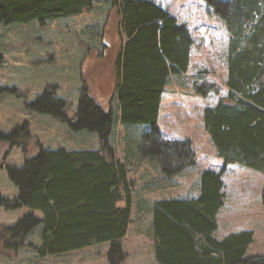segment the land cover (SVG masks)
Segmentation results:
<instances>
[{"label": "trees", "instance_id": "obj_1", "mask_svg": "<svg viewBox=\"0 0 264 264\" xmlns=\"http://www.w3.org/2000/svg\"><path fill=\"white\" fill-rule=\"evenodd\" d=\"M101 1L109 8L94 36L100 49L88 46L84 59L88 62L86 56H92L95 65L107 63L112 71L116 113L108 104L110 98L95 96L97 78L85 80L82 75L75 111L57 96L56 84L45 85L25 108L66 124L72 132L96 134L98 149L40 148L17 167L4 160L14 147L29 153L28 123L13 126L8 133L0 131L4 148L0 168L17 189L14 198L0 194V207L29 210L14 225L0 229V251L23 247L27 236L41 226L40 244H28L40 258L107 242L108 263L121 264L125 257L121 241L132 221L134 183L128 177L132 164L128 158L136 155L125 150L121 157L110 143L114 121L146 129L137 152L141 160L156 158L165 178L195 164L191 140H166L158 125L166 86L187 72L194 44L187 25L170 12L176 0H0V24L43 25L80 16ZM205 2L223 21L228 36L226 96L202 110L204 132L221 166L200 172L194 194L152 204L154 258L158 264H264V254L247 255L252 231L215 236L217 215L224 205L226 167L238 165L264 177V0ZM113 18L115 42L104 41ZM3 62L0 54V66ZM4 93L19 96L15 87L0 86V95ZM193 93L218 95L219 88L194 83Z\"/></svg>", "mask_w": 264, "mask_h": 264}, {"label": "rangeland", "instance_id": "obj_2", "mask_svg": "<svg viewBox=\"0 0 264 264\" xmlns=\"http://www.w3.org/2000/svg\"><path fill=\"white\" fill-rule=\"evenodd\" d=\"M108 8L109 3L101 1L94 3L93 9L80 16L47 21L43 25L37 22L29 25L0 24V54L4 58L0 66V86L15 87L19 94L0 95V131L8 133L13 126L26 121L31 136L27 156L20 148H11L4 160L5 164L20 167L24 163V157L36 155L40 148H99L100 142L96 134L87 131L72 132L66 124L48 115L29 112L25 103L41 94L45 85L56 84L57 96L69 102L71 111H75L83 75L85 80L98 79L95 80V96L99 100L102 97L110 98L108 104L112 105L113 112L116 113L115 100L111 96L112 71L107 68V63L95 65L92 56H86L88 62L84 59L88 46L95 44L100 49L98 38L94 36L105 23ZM170 8L177 21L187 25L194 44L187 72L173 78L166 86L158 125L166 140H191L196 161L193 166L165 178L156 158L141 160L137 152L138 143L146 129L143 126L116 124L114 121L110 143L116 147L121 157L126 154L125 150L136 155L128 158L132 162L128 177L134 183L132 221L121 241L125 252L121 264H158L154 258L152 239V204L160 199L194 194L197 189L195 184L203 170L201 165L216 170L221 166V160L215 157V150L204 132L202 110L215 104L218 98L227 93L225 77L228 36L225 25L205 0H176ZM116 21L114 18L110 19L104 41L115 42L113 32ZM194 83L214 84L219 88V94L194 96ZM3 150L0 145V151ZM223 180L225 209L218 215L219 229L215 233L216 238L249 230L253 233V241L247 249V255L264 254V177L253 170L229 165ZM0 194L7 198H14L17 194V189L8 180L4 168H0ZM119 205L122 206V203ZM28 212L27 208L8 211L0 207V229L14 225ZM34 214L41 217L39 212ZM40 234L41 226H38L27 236L23 247L1 250L0 264H109L107 252L110 244L107 242L40 258L28 247V244H40Z\"/></svg>", "mask_w": 264, "mask_h": 264}, {"label": "crops", "instance_id": "obj_3", "mask_svg": "<svg viewBox=\"0 0 264 264\" xmlns=\"http://www.w3.org/2000/svg\"><path fill=\"white\" fill-rule=\"evenodd\" d=\"M162 99H163V96H162ZM161 105H162V101H161V104H160V109H161ZM214 105V104H213ZM158 122H159V120H158ZM214 149V148H213ZM198 162V161H197ZM202 166V169L203 170H205V169H209V167H206V166H203V164L201 165ZM202 171V170H201ZM225 208H224V205L222 206V208L220 209V211H219V213H218V215H221V213H222V211L224 210ZM245 213V212H244ZM248 213V215H249V212H247ZM218 215H217V225H218V227H217V231H218V229H219V223H218ZM217 231L215 232V233H217Z\"/></svg>", "mask_w": 264, "mask_h": 264}]
</instances>
